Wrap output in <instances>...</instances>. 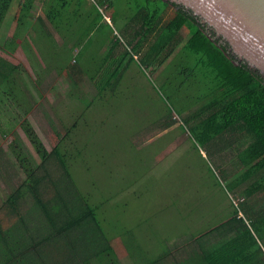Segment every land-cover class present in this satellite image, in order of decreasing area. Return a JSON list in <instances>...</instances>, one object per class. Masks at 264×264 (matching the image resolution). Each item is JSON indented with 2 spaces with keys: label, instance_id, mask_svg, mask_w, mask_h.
<instances>
[{
  "label": "trees",
  "instance_id": "1",
  "mask_svg": "<svg viewBox=\"0 0 264 264\" xmlns=\"http://www.w3.org/2000/svg\"><path fill=\"white\" fill-rule=\"evenodd\" d=\"M85 1L25 0L16 30L2 50L13 55L21 47L31 55L29 41L48 63L47 69L56 68L60 74L70 67L74 58L76 66L85 62L88 68L80 70L88 77L87 86L95 95L93 100L86 102L87 107L110 91L116 93L122 79V59L128 56V50H124L122 59L118 58L117 48L110 45L106 54L100 57L97 72H92L90 67L95 64L97 55L103 50L105 53L107 47V34H103L99 24L103 23L111 30L100 9L108 12L118 7V3L122 5L118 10L124 14L115 13L110 17L111 21L119 20L134 45L133 50L142 55L149 66L165 60L172 53L189 20L197 25V21L182 9L172 8L173 13H169L173 6L163 0H93L89 7ZM13 2L0 0V31ZM41 9L43 14L36 15ZM199 29L197 42L164 84L172 89L174 98L179 99L185 92V99L178 101L183 122L180 126L190 132L194 147L198 144L215 156L216 152L229 149L239 154L244 152L239 155L241 168L233 177H228L225 170L221 173L229 181L230 188L235 192L244 191L248 199L262 195L264 78L246 63L237 62L228 48L214 40L201 25ZM55 32L63 41L57 39ZM93 44H97L98 50L91 54ZM23 74L21 67L0 56V91L5 90L18 104L30 101L20 89ZM176 75L180 83L173 87L172 79ZM36 82L40 84L41 80ZM74 90L78 98L83 96L78 79L73 77L72 92ZM30 103L33 106L36 102ZM77 126L75 120L65 135ZM22 128L40 155L41 163L31 165L27 157L20 154V148L14 147L26 179L0 208V264H121L110 244L111 236L100 219L102 202L94 206L90 201L93 196L89 194H79V198L70 196L68 189L73 176L61 145L49 150L29 120L22 123ZM77 152H81L78 147ZM54 159L63 169L62 176L55 180L49 168ZM28 195L34 200L33 209L43 214L39 225L33 228L22 212ZM246 204L240 203V210L235 207L229 212L228 219L220 224L201 225L189 234L185 231L179 240L171 234L161 242L157 254H148L149 249L143 244L136 245L131 231L114 234L127 240L136 264H264V206L246 208ZM2 211L6 216L17 218L19 223L14 229L4 231L2 219L5 214H1Z\"/></svg>",
  "mask_w": 264,
  "mask_h": 264
},
{
  "label": "rangeland",
  "instance_id": "2",
  "mask_svg": "<svg viewBox=\"0 0 264 264\" xmlns=\"http://www.w3.org/2000/svg\"><path fill=\"white\" fill-rule=\"evenodd\" d=\"M24 1L14 0L0 31V56L24 71L20 89L30 100L18 104L5 90L0 91V120L4 123L0 126V208L26 179L14 147L20 148V154L26 156L31 165L41 163L40 155L22 128L27 120L49 150L60 144L67 154L73 176L68 189L70 196L79 198V194H89L94 198L90 199L94 206L102 202L100 219L111 236L110 244L121 264L136 263L127 240L114 234L116 232H133L136 245L143 244L149 249L148 254H157L161 242L171 234L179 240L185 231L189 234L201 225L220 224L235 207L240 210V203L246 202V208L264 206V194L248 199L244 191H233L229 181L221 175L225 170L228 177H233L241 168L239 155L244 152L239 154L229 149L216 152L215 156L198 144L194 147L190 132L180 126L183 122L178 101L185 99V92L179 99L174 98L172 89L164 84L200 37L196 24L189 20L172 53L149 66L143 56L133 50L134 45L119 20L111 21L115 13L124 14L118 10L122 5L118 3V7L108 12L100 9L111 30L99 24L103 34H107V47L105 53L103 50L97 55L95 64L90 67L92 72H97L100 57L110 45L117 48L118 58L122 59L124 50H128V56L122 59V79L116 93L110 91L87 107L86 102L95 95L87 86L88 77L80 70L88 68L85 62L76 66L74 58L69 64L71 68L60 74L56 68L47 69L48 63L29 41L31 55L21 47L13 55L2 50L16 30ZM85 3L89 7L94 1ZM172 8L169 13H173ZM35 14H43V9ZM55 35L63 41L57 32ZM97 50V44H93L90 52L94 54ZM77 51L78 48L75 55ZM73 77L78 79L84 92L79 98L76 90L72 92ZM36 80H41L40 84ZM172 81L173 87L179 86L177 75ZM33 100L36 103L32 106ZM75 120L78 126L65 135ZM77 147L81 152H77ZM49 168L54 180L62 176L63 169L55 159L51 160ZM33 201L28 195L22 211L32 228L43 219V214L33 209ZM1 214H5L4 231L14 229L19 223L15 216H6L3 211Z\"/></svg>",
  "mask_w": 264,
  "mask_h": 264
},
{
  "label": "water",
  "instance_id": "3",
  "mask_svg": "<svg viewBox=\"0 0 264 264\" xmlns=\"http://www.w3.org/2000/svg\"><path fill=\"white\" fill-rule=\"evenodd\" d=\"M163 1L191 15L237 62L264 78V0Z\"/></svg>",
  "mask_w": 264,
  "mask_h": 264
}]
</instances>
